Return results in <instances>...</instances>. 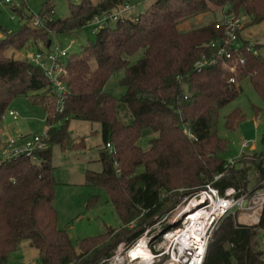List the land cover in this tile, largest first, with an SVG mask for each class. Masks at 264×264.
<instances>
[{
  "label": "trees",
  "instance_id": "obj_1",
  "mask_svg": "<svg viewBox=\"0 0 264 264\" xmlns=\"http://www.w3.org/2000/svg\"><path fill=\"white\" fill-rule=\"evenodd\" d=\"M125 2L80 0L70 4L65 18L48 19L54 7L52 0H44L40 15L47 19L39 30H32L27 22L14 33L0 26V122L11 99L32 91V100L46 112L48 126V146L37 152L38 163L19 156L0 165V264H8V255L22 240L37 249L39 264H97L110 258L121 242L127 249L151 230L182 195L208 183L221 194L232 187L239 195L247 191L251 169L257 181L264 178L262 151L229 166L219 154L227 149V141L214 126L219 109L239 94L238 83L243 79H248L264 103V58L258 46L247 51L250 41L243 39L244 63H237L231 72L229 59L210 61L214 50L209 43L223 36L217 21L178 29L211 7L247 17L248 25L260 23L264 0H153L144 12L136 15L129 10L117 21L95 27L94 40L66 59L67 92L61 110L40 68L27 59L4 55L6 47L19 49L29 38L46 45L51 34L76 31ZM18 13L23 15L21 10ZM201 61L204 65L198 68ZM120 69L125 92L116 99L105 84ZM230 76L235 83L228 82ZM42 91L49 101H44ZM120 104L131 116L127 123L119 116ZM70 119L100 124L102 168L87 170L85 184L106 190L121 222L117 228L106 227L97 236L80 239L77 246L57 227L52 205V145L65 149L83 144L71 142ZM241 119L240 112L234 111L225 117V125L232 129ZM144 135H148L147 149L140 145ZM108 142L113 151L105 147ZM263 233L264 205L254 225L240 224L234 215L222 218L210 235L203 264H264L259 246Z\"/></svg>",
  "mask_w": 264,
  "mask_h": 264
},
{
  "label": "rangeland",
  "instance_id": "obj_2",
  "mask_svg": "<svg viewBox=\"0 0 264 264\" xmlns=\"http://www.w3.org/2000/svg\"><path fill=\"white\" fill-rule=\"evenodd\" d=\"M79 1L52 0L54 18L63 19L68 16L70 4L77 5ZM84 1L85 3L95 2V0ZM152 1L128 0V4L131 7L132 14L137 15L140 12H144ZM43 2L44 0H27L23 13L39 15L43 10ZM19 3V0H13L11 4H0V24L7 33L17 32L26 23V20L21 19L15 10ZM222 13L223 9L211 7V10L207 13L191 17L182 22L181 31L201 27L210 21L219 22ZM12 14H15L16 18L14 20L9 18ZM248 23L249 19L242 16L241 28L237 31V34L244 40L257 42L259 54L264 58V20L257 24L248 25ZM111 24L113 25V23ZM99 26L96 20H92L76 31L59 36L53 35L55 37L54 40L67 51L68 55L80 54L82 47L94 40L95 27ZM35 34L39 35V33ZM250 43L253 44L252 42ZM41 49H43L41 40L29 38L19 49L12 45L6 47L4 55L14 59H26V55L33 54ZM63 61L66 62V59H63ZM123 73L122 69L116 71L105 84V90L116 99L121 98L125 92V88L121 85ZM238 84L241 86L239 94L219 109L214 125L217 135L227 141V149L219 153L225 161L248 160L253 153L264 150V103L252 88L248 79H243ZM33 94L30 91L26 96L14 97L8 103L0 122V144L10 137L18 138L21 135L31 137L44 131L46 112L39 103H35L32 100ZM40 95L44 96L45 102L49 101L45 91L40 92ZM9 110H16L19 117L12 119L6 115ZM234 111H239L242 119L230 129L225 125V117ZM118 112L122 121L126 123L130 121L131 116L122 104H120ZM67 129L71 142L78 143L83 141V144L78 147L65 149L56 144L52 145L51 159L55 181L52 205L56 211L57 227L64 230L71 238L73 244L77 246L80 239L97 236L104 232L106 227L116 228L121 222L112 203L108 200L106 190L102 187H93L85 184V172L87 170L100 171L102 168L98 154V149L102 145L100 124L70 119ZM147 139L148 135H144L140 140V145L143 149L148 148ZM243 140L248 141L249 145L247 147L242 146L241 142ZM237 166H240V164ZM256 175V171L251 169L246 192H252L257 187H264V178H260L257 181ZM192 194L182 195L176 206L172 210L167 211L164 217L160 216L157 223L146 236L142 235V240L150 243L151 250L158 253L163 252L172 244L170 239H163V234L167 230L173 231L180 226L182 215L185 212L182 208L186 206L189 200L191 201ZM90 197H93V201L87 206ZM185 197L187 199L184 201ZM233 215L239 223V215L237 213ZM137 239L134 243H136ZM259 246L264 258V245L260 244ZM127 250L123 246L120 248L117 246L110 258L97 264H150V260L154 257L153 254H150L146 262H142L141 259L129 261L125 256ZM129 257H131L130 254ZM164 260V256L156 257L153 259V264H164ZM8 264H39L38 251L27 240H22L16 249L8 255Z\"/></svg>",
  "mask_w": 264,
  "mask_h": 264
},
{
  "label": "built area",
  "instance_id": "obj_3",
  "mask_svg": "<svg viewBox=\"0 0 264 264\" xmlns=\"http://www.w3.org/2000/svg\"><path fill=\"white\" fill-rule=\"evenodd\" d=\"M12 1L13 0H2L0 4L7 5L11 4ZM19 2V6L15 8V10L17 12L21 10L23 13V8L26 7L27 0H19ZM130 9L131 7L128 2H125L116 11L112 13H104L101 16L96 17V23L103 26L107 23L115 22ZM19 15L21 19L26 20L27 25L32 30H39L43 21L46 20L47 17L48 19H51L52 16H54V11H52L47 17L40 14L28 15L27 13ZM9 18L10 20H14L16 18L15 14H12ZM241 22L242 16H237L234 12L227 11L224 8L222 17L218 22L219 25L223 27V36L219 40L210 42L208 45L214 50L210 61L216 62L217 57L229 59L232 63L227 67L231 72H235L237 63H244V57L242 55L243 39L237 34V31L241 28ZM1 34L2 33L0 32V35ZM54 39L55 37L51 34L48 47L43 44V49L37 50L33 54H28L25 58L33 65L40 68L48 78L50 87L56 96L57 109L61 110L60 104L67 92L63 80L66 75V62H64L63 59H67L69 55ZM246 50L254 51L253 44L249 43ZM203 65L204 61L197 63L198 68ZM228 82L235 83V77L230 76ZM6 115L10 116L12 119H17L19 117L16 110L7 111ZM47 130L48 126L46 125L41 134H34L31 137L21 135L18 138L10 137L5 139L0 144V165L5 161H9L19 156L28 157L32 162L38 163L40 158L37 152L48 146ZM241 143L243 147L249 145L247 140H243ZM105 147L109 151H113L111 143H106ZM227 164L233 166L236 162L230 160L227 161ZM261 165L264 169V150H262ZM219 176L220 175L215 178H218ZM186 199L187 197L184 198V201ZM190 199L191 201L189 200L186 206L182 208L185 212L182 215L183 218L181 219L180 226L173 231L167 230L163 234V239H170L172 242L166 251L159 253L154 252L150 248V243L145 242L150 254L154 255L149 262L150 264L154 263V258L162 256L165 257L164 264H203L210 235L222 218L237 213V215H239L238 219L240 224L254 225L258 222L259 214L264 205V187L256 188L252 192H243L239 195L236 194L234 188L229 187L225 189L223 194H221L217 188L208 183L205 184L202 189L195 191ZM196 212L199 213V218L192 217ZM161 216L164 217L165 214ZM149 231L150 230L147 229L142 235L146 236ZM142 235L137 239L136 243L127 248L128 250L125 252V256L129 261L136 260L129 257L128 251L142 240ZM261 241L264 245V233ZM121 246H123V242L118 245V248Z\"/></svg>",
  "mask_w": 264,
  "mask_h": 264
},
{
  "label": "bare ground",
  "instance_id": "obj_4",
  "mask_svg": "<svg viewBox=\"0 0 264 264\" xmlns=\"http://www.w3.org/2000/svg\"><path fill=\"white\" fill-rule=\"evenodd\" d=\"M199 218V213L196 212L193 216ZM128 253L131 257L135 259H141L142 262H146V260L150 257V251L146 247V243L144 240H140L137 245H134Z\"/></svg>",
  "mask_w": 264,
  "mask_h": 264
},
{
  "label": "crops",
  "instance_id": "obj_5",
  "mask_svg": "<svg viewBox=\"0 0 264 264\" xmlns=\"http://www.w3.org/2000/svg\"><path fill=\"white\" fill-rule=\"evenodd\" d=\"M180 26H182L183 27V25L182 24H180L179 26H178V29L179 30H181V27ZM1 36V35H0ZM249 41V40H248ZM250 42H252L254 45H257L258 43L257 42H254V41H251L250 40ZM261 152V151H260ZM117 228V227H116Z\"/></svg>",
  "mask_w": 264,
  "mask_h": 264
},
{
  "label": "water",
  "instance_id": "obj_6",
  "mask_svg": "<svg viewBox=\"0 0 264 264\" xmlns=\"http://www.w3.org/2000/svg\"><path fill=\"white\" fill-rule=\"evenodd\" d=\"M49 43H50V40L47 41V44H46L47 47L49 46Z\"/></svg>",
  "mask_w": 264,
  "mask_h": 264
}]
</instances>
